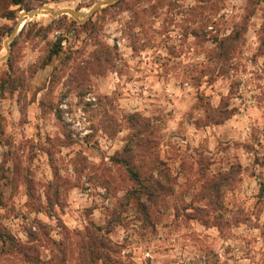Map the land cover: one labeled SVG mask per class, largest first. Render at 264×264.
Returning <instances> with one entry per match:
<instances>
[{"label": "rangeland", "instance_id": "374dc122", "mask_svg": "<svg viewBox=\"0 0 264 264\" xmlns=\"http://www.w3.org/2000/svg\"><path fill=\"white\" fill-rule=\"evenodd\" d=\"M14 1L0 0V264H79L88 237L106 245L95 264H159L164 251L173 264H264V0L37 16L8 51L22 11L100 0ZM133 114L154 132L138 140L155 141L135 164L153 172L154 147L171 176L156 200L123 164ZM205 178L220 179L211 201Z\"/></svg>", "mask_w": 264, "mask_h": 264}, {"label": "trees", "instance_id": "16d2710c", "mask_svg": "<svg viewBox=\"0 0 264 264\" xmlns=\"http://www.w3.org/2000/svg\"><path fill=\"white\" fill-rule=\"evenodd\" d=\"M14 2L15 4H20L21 0H15ZM10 19L15 20L16 19L15 15L10 17ZM232 38L233 36L232 37L230 36L220 41L219 46L221 47V49L226 48L225 50L223 49V51L220 52V54H223L222 56H228L230 54L231 49H230L229 44L232 43ZM59 51L60 50H55V53ZM10 82H11L10 80H5L4 82H2V85H1L2 91L5 90L4 89L5 86ZM213 111L218 112L220 110L214 109ZM232 114L233 112H230L228 115L226 114L225 118H223L222 120L230 118ZM131 116H132V121H133V125L131 126V129H133V135L127 141L125 149L123 151L124 154L126 153V155H124L125 158L123 160V164H125L126 167L128 168V172L130 173L131 179L137 182L138 186L140 187V190H143L145 192V194L148 197V200H152V199L156 200L160 194L168 195V193L171 191V187H170L171 176L168 170H164L165 163L163 162V160H161L158 157L157 154H155L154 147L152 148L150 147L148 149L149 150L148 154L151 157L153 156V164L156 165V168L153 170V172L145 175L142 173V171L144 172L145 166L144 165L138 166L135 164L134 158L137 153V150H136L137 145L138 144L142 145V149L146 150L147 148L146 143L152 144L154 146L155 141H153L152 138H148V140H146L145 143L142 142L143 139L138 140L139 136L144 138V136L148 134V132H151L152 134L151 137H153L154 132L151 131L153 130V127L151 126L152 129L150 128L149 121L148 123L141 121V118H139L137 114H133ZM136 120L137 121L139 120V121L137 122ZM217 123H219V121ZM149 139H150V142H149ZM138 162H141L142 164H144L146 161L144 158H140ZM161 166H163L164 168L159 169V167ZM218 179L219 178H214V179L208 178L205 180V182L202 185V190L206 193V195H204L203 197L204 199H210L211 201V199L214 198L213 196H215L214 194L217 192L218 190L217 187L219 186V182L217 181ZM136 194L138 195V193ZM148 204L149 203H146V202L140 203V207L142 208L143 211H147L146 208ZM198 210L200 211L199 212L200 214L204 215V211L202 209H198ZM0 236L5 237L4 239H8V236H6L3 233H1ZM88 239L89 240L94 239V241L91 243ZM88 239L82 240L83 242L80 245L81 255L79 257V264H95L97 263V261L99 262V260L104 259V254L96 256L95 250H96L97 244H100L102 248H106L105 243L102 240H100V242H97L96 240L97 238H93V237H88ZM17 249L19 250L21 256L27 259H29L28 257H30V255H33L29 252V250L24 249V247L22 246H20L19 248H16V250Z\"/></svg>", "mask_w": 264, "mask_h": 264}, {"label": "water", "instance_id": "95a60500", "mask_svg": "<svg viewBox=\"0 0 264 264\" xmlns=\"http://www.w3.org/2000/svg\"><path fill=\"white\" fill-rule=\"evenodd\" d=\"M118 1L119 0H100L94 6H92L90 8V11L86 15H82L81 10H75L72 8H64V9L54 10L51 7H49L48 5H42V6H39L37 8L31 9V10H24L17 17V20L15 22L13 30L10 34V38L8 41L5 42V48L8 51L10 50L9 43L11 41H13L14 38L18 35V33L22 30V28L26 24V21L28 18L32 19V18H35L41 14L50 15L52 17H61L63 15H67V14H70V15L74 16L75 18L91 17L93 14H95L102 7L114 4ZM4 59H5V57L0 58V62Z\"/></svg>", "mask_w": 264, "mask_h": 264}, {"label": "crops", "instance_id": "0c3cea01", "mask_svg": "<svg viewBox=\"0 0 264 264\" xmlns=\"http://www.w3.org/2000/svg\"><path fill=\"white\" fill-rule=\"evenodd\" d=\"M222 127H225V125H222V126H219V129H221ZM216 129V128H215ZM211 149V148H210ZM235 151H236V149H234ZM225 162H227L229 165V168H230V166H232V163H233V159L232 158H230L229 160H227V161H225ZM226 164V163H225ZM179 166H180V164H179ZM163 210H165V215L167 216V217H169V222H171L172 223V221H173V210H174V208L171 206V207H169V209L168 208H165V209H163ZM202 226V225H201ZM203 228H204V226H202ZM215 229H217V227H214ZM232 228V230L233 231H237L238 229H239V226H233V227H231ZM211 229V228H210ZM219 229V228H218ZM217 229V230H218ZM168 253L169 252H167V251H164L162 254H163V256H167V258H164V259H161L160 261L158 260L157 261V263H159V264H173V262H171V261H169L168 260ZM232 254V253H231ZM203 258H201V260H202Z\"/></svg>", "mask_w": 264, "mask_h": 264}, {"label": "bare ground", "instance_id": "6f19581e", "mask_svg": "<svg viewBox=\"0 0 264 264\" xmlns=\"http://www.w3.org/2000/svg\"><path fill=\"white\" fill-rule=\"evenodd\" d=\"M49 7H51L52 9H54V10H58V9H64V8H67V7H62V6H49ZM83 11H81V13L82 14H87L90 10H84V9H82ZM40 17L41 16H48V15H46V14H41V15H39ZM27 23V22H26Z\"/></svg>", "mask_w": 264, "mask_h": 264}]
</instances>
